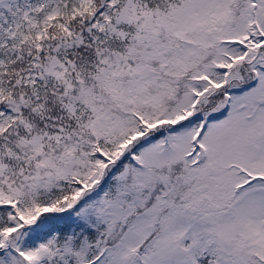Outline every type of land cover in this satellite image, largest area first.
<instances>
[{"label":"snow or ice","instance_id":"6c2138e0","mask_svg":"<svg viewBox=\"0 0 264 264\" xmlns=\"http://www.w3.org/2000/svg\"><path fill=\"white\" fill-rule=\"evenodd\" d=\"M0 264H264V0H0Z\"/></svg>","mask_w":264,"mask_h":264}]
</instances>
